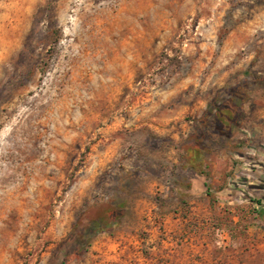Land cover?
I'll list each match as a JSON object with an SVG mask.
<instances>
[{"label": "rangeland", "instance_id": "obj_1", "mask_svg": "<svg viewBox=\"0 0 264 264\" xmlns=\"http://www.w3.org/2000/svg\"><path fill=\"white\" fill-rule=\"evenodd\" d=\"M257 201L264 0H0V264H264Z\"/></svg>", "mask_w": 264, "mask_h": 264}, {"label": "trees", "instance_id": "obj_2", "mask_svg": "<svg viewBox=\"0 0 264 264\" xmlns=\"http://www.w3.org/2000/svg\"><path fill=\"white\" fill-rule=\"evenodd\" d=\"M207 185V184H206ZM257 206H258V208H259V211H260V213L262 214V213H264V203H262V202H260V201H257Z\"/></svg>", "mask_w": 264, "mask_h": 264}]
</instances>
